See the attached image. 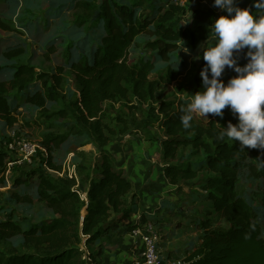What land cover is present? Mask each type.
<instances>
[{"label": "trees", "instance_id": "obj_1", "mask_svg": "<svg viewBox=\"0 0 264 264\" xmlns=\"http://www.w3.org/2000/svg\"><path fill=\"white\" fill-rule=\"evenodd\" d=\"M58 3L60 0L55 1ZM238 3L246 8L253 0H238ZM19 6L0 0L1 30L13 31L7 19L16 15ZM150 7L155 8L152 3ZM77 8L82 11L76 16L78 27L101 29L103 36L90 60L71 64L76 94L68 106L64 105L63 94L65 68H57L51 76L42 75L35 67L19 61L26 53L23 48L4 52L5 60H16L12 77L0 80V119L5 123V130L14 129L18 124L9 102L11 95L25 92L37 80L41 81L42 89L27 95L26 103L42 111L47 110L49 103L57 104L62 107L57 116L63 120L74 119L78 127L71 126L68 132L59 134L50 132L39 144L41 150L37 155L41 162L33 172L38 177L37 198L55 217L25 230L11 214L7 215L8 206L0 208V239L21 237L24 245L33 251L14 254L6 261L0 260V264H100L99 259L115 233L125 229L128 234L146 223L160 229L159 224L166 220L164 216L143 213L138 224L133 222V216L139 213L138 196L133 192L132 180L117 167L116 157L109 149L116 138L131 136L137 132L136 128L148 129L150 124H158L162 131L163 174L168 185L175 187L171 193L178 197V202L170 204L168 212L186 213L180 210L181 206L193 204L192 221L202 232L200 245L186 263L264 264L262 226L252 203L237 191L243 169H248L251 176L261 179L264 185V150L246 148L241 151L238 142L218 139V132L228 121L238 123L230 108L224 110L223 118L208 114L207 123L194 117L192 127L184 129L180 117L187 103L161 102L158 96L161 85H170L181 75L171 66L172 55L180 50L182 43L198 50L203 42L214 40L209 28L224 12L219 14L202 5L189 7L176 0H166L152 16L141 14L142 3L132 0H82ZM187 11H192L196 26L183 29L180 24ZM139 39L144 43L150 39L146 48L154 56L133 63L131 48ZM202 62L205 65V61ZM161 69L165 70L164 74L152 79L151 74ZM227 74V81L237 75L229 68ZM201 88L202 77H197L192 95ZM116 105L139 111L143 122L138 125L133 115L130 119L117 114L113 119L111 111ZM2 135L5 143L7 135ZM85 135L101 151L98 161L93 167L83 161L76 166L74 175L63 174L55 155L71 136ZM2 147L0 184L4 186L10 156ZM77 150L69 147V153H77ZM184 150L190 151L191 158L204 157V160L198 165L181 161ZM51 171L60 175L59 178L49 174ZM22 183L18 180L20 186ZM185 188L189 189L188 193ZM14 199L18 203H32L28 197ZM261 200L264 207V191ZM197 203L202 208H198ZM167 204V200L162 202L163 207ZM217 218L227 220L230 229H214L213 221ZM82 246L88 250V257Z\"/></svg>", "mask_w": 264, "mask_h": 264}, {"label": "rangeland", "instance_id": "obj_2", "mask_svg": "<svg viewBox=\"0 0 264 264\" xmlns=\"http://www.w3.org/2000/svg\"><path fill=\"white\" fill-rule=\"evenodd\" d=\"M7 4H19V9L16 15L9 17L8 23L13 28L11 32H5L0 29V80H8L12 77L13 67L16 64L15 61H7L4 59V52L9 49L23 48L25 55L19 59L20 62H24L30 66L36 68L39 74L51 76L56 73L57 68L63 67L65 87H64V99L65 106L74 99L76 94L75 89V77L70 66L73 62L90 60L93 56V52L100 44L103 32L101 29H95L90 26L78 27L76 16L82 11L77 8L78 2L82 0H60V3L55 4L56 0H1ZM93 1V0H83ZM138 3H142V13L144 16L156 15V11L161 4H165L166 0H132ZM157 1H160L158 3ZM179 3L196 7L201 6L200 0H190L188 4L185 0L178 1ZM151 3L155 8L150 7ZM160 4V5H159ZM150 8V9H148ZM181 27L194 28L196 23L192 19V11H187L185 16L181 20ZM150 39H147L145 43L142 39H139L137 45L131 48L130 60L133 63H138L141 60H149L154 56V53L146 48V43ZM211 42H207L205 46H209ZM184 43L180 46L182 47ZM186 45V44H185ZM187 46V45H186ZM180 47V50H181ZM189 48V46H187ZM54 48V51H51ZM191 49V48H190ZM177 51L172 55L171 66L180 72V77L170 85L163 84L159 88V99L161 102L170 101L178 103H188L192 96L195 81L200 76V72L203 69V59L196 60L193 57L201 55V50H192L191 55L185 54L182 50ZM247 49L240 55L239 63L244 65L247 63V59L244 57ZM179 66V67H178ZM165 70H158L151 74L152 79H158L164 74ZM228 74L227 68L222 76V79L227 82ZM42 89L41 81L37 80L26 89L25 92L11 95L9 99L10 105L15 111V115L18 117V124L13 128L17 132L19 138H26L34 145H39L42 138L50 133H64L70 130L71 126L76 125L74 119H61L57 116V112L62 107L57 104L49 103L47 110H41L38 107L29 105L26 103V96L35 94L38 90ZM108 105V104H107ZM157 106V105H156ZM148 111V108H145ZM112 118L120 114L121 116H127L131 119L134 116L137 124H141L143 119L141 113L136 110H130L129 107L115 106V109L111 111ZM48 116H51L49 118ZM197 120L204 123L208 122V119L194 114ZM155 123V122H154ZM148 129H138L137 132H133L132 139L134 140L130 145L127 143L123 145V141L126 139L116 138L114 143L109 148H134L139 147L140 144L135 142V136L143 141H148L152 145V158L154 160L160 159V148H163L161 140L163 139L162 131L158 127V124H150ZM78 127V125H76ZM134 128V126H132ZM10 129V128H9ZM5 123L0 119V146H5L2 140V134H6ZM152 132V133H151ZM119 141V142H118ZM141 141V142H142ZM92 139L87 135L85 136H71L69 141L61 146V149L57 152L56 162L63 167V174L69 176L76 173V166L83 162L89 164L91 167L98 161L101 151L96 144H92ZM143 143V142H142ZM128 145V146H127ZM78 148L77 153H69V147ZM124 146V147H123ZM3 148V147H2ZM190 151L184 150L181 161L192 162L198 165L202 158H191ZM130 159L135 162L138 158L134 153L129 154ZM33 163L15 164L12 170H8L5 175L6 185L0 184V208L8 206L9 213L13 218L22 224V227L27 230L30 226L39 224L44 220L55 217L53 212L48 209L44 204L40 203L37 198V175H33L34 170L39 167L41 157L37 155L32 161ZM49 174L55 178H59L60 175L51 171ZM126 174V173H125ZM127 176V174H126ZM18 180L23 181L21 186L18 184ZM162 181V180H161ZM161 186L164 187L166 183L161 182ZM238 194L248 199L257 214L258 221L262 226V235L264 237V207L262 203V192L264 191L263 181L261 179H255L251 176L248 169H243L240 172V178L237 186ZM185 192H189L188 188H185ZM20 196L21 198H30L32 203L16 202L12 200L13 197ZM181 198V197H180ZM86 199V196H83ZM193 204L188 203L181 206V211L186 212L182 214L170 213L169 217H166L165 221H161V255L165 264L171 262H186L187 258L193 253L201 243L202 232L198 230V227L192 221L193 217ZM198 208H202L200 203H197ZM203 218V217H202ZM214 229L228 231L230 229V223L224 218H217L213 221ZM95 248V247H94ZM82 250L85 256L88 257V250L85 246H82ZM33 253L32 250L26 245L21 237L5 240L0 239V260L6 261L10 256L14 254Z\"/></svg>", "mask_w": 264, "mask_h": 264}, {"label": "clouds", "instance_id": "obj_3", "mask_svg": "<svg viewBox=\"0 0 264 264\" xmlns=\"http://www.w3.org/2000/svg\"><path fill=\"white\" fill-rule=\"evenodd\" d=\"M213 6L224 14L209 28L215 43L205 46L203 42L201 55L193 57L205 61L200 72L202 88L181 109L182 126L190 129L194 114L223 118L224 110L230 108L238 123L228 121L218 132V139L238 142L241 151L264 150V0H253L246 8L240 7L238 0H214ZM245 49L247 63L241 65L240 55ZM181 50L191 55L185 43ZM226 68L237 74L227 83L222 79Z\"/></svg>", "mask_w": 264, "mask_h": 264}, {"label": "crops", "instance_id": "obj_4", "mask_svg": "<svg viewBox=\"0 0 264 264\" xmlns=\"http://www.w3.org/2000/svg\"><path fill=\"white\" fill-rule=\"evenodd\" d=\"M133 136L120 137L119 140L126 139L122 142L123 145L126 143L130 145L134 141L130 140ZM135 138V142L140 144L139 147L109 149L116 157L117 167L123 170L133 182V192L138 196L139 212L154 217H169V206H172L170 204H176L178 197L171 193L175 190V187L168 185V181L163 174L162 149H159L160 159L154 160L152 158L154 151L151 148V143L145 140L142 141L137 135ZM131 153L136 154L138 157L135 162L130 159L129 154ZM161 182L166 183L164 187L161 186ZM164 200L169 201V205L163 207L162 202ZM109 243L110 245L99 259L100 264H131L142 246L140 241H137L136 244L133 243L128 234L125 233V229L115 233Z\"/></svg>", "mask_w": 264, "mask_h": 264}, {"label": "built area", "instance_id": "obj_5", "mask_svg": "<svg viewBox=\"0 0 264 264\" xmlns=\"http://www.w3.org/2000/svg\"><path fill=\"white\" fill-rule=\"evenodd\" d=\"M177 3L178 0H176ZM202 6L206 9H211L216 13H223L218 7H214V0H200ZM181 4V3H180ZM183 5V4H182ZM7 139L4 143L5 151L10 156V162L8 164L9 170L11 166L15 164L30 163L32 164L38 151L41 150L39 145H34L26 138H19L17 132L8 128ZM142 212L133 216L132 220L135 224H138L141 220ZM128 236L131 241L136 244L137 241L141 242V250L134 257L131 264H165L161 255V231L152 223H146L142 226H138L128 232ZM168 264H187L186 262H171Z\"/></svg>", "mask_w": 264, "mask_h": 264}, {"label": "water", "instance_id": "obj_6", "mask_svg": "<svg viewBox=\"0 0 264 264\" xmlns=\"http://www.w3.org/2000/svg\"><path fill=\"white\" fill-rule=\"evenodd\" d=\"M85 214H86V211L84 212V215L83 216H85Z\"/></svg>", "mask_w": 264, "mask_h": 264}]
</instances>
